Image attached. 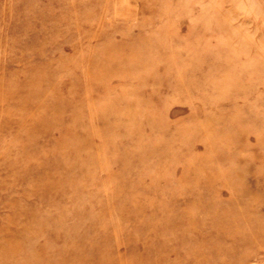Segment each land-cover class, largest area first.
<instances>
[{
    "label": "rangeland",
    "instance_id": "rangeland-1",
    "mask_svg": "<svg viewBox=\"0 0 264 264\" xmlns=\"http://www.w3.org/2000/svg\"><path fill=\"white\" fill-rule=\"evenodd\" d=\"M0 264H264V0H0Z\"/></svg>",
    "mask_w": 264,
    "mask_h": 264
}]
</instances>
